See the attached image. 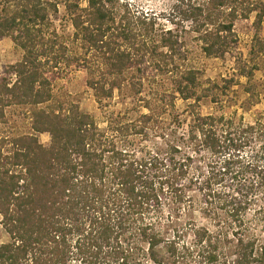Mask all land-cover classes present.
<instances>
[{
	"label": "trees",
	"instance_id": "16d2710c",
	"mask_svg": "<svg viewBox=\"0 0 264 264\" xmlns=\"http://www.w3.org/2000/svg\"><path fill=\"white\" fill-rule=\"evenodd\" d=\"M59 1L0 0V39L10 37L24 52L14 67L17 79L11 86L3 84L0 119L14 99L30 106L28 118L35 134L10 139V152L0 151V223L9 237L0 245V264H264V237L259 231L264 230V207L256 203L264 200V164H260L264 148L249 161L239 154L226 155L263 142L264 118L244 125L223 115L198 114L186 139L171 123L165 125L163 150L138 155L118 147L116 136L106 135L90 115L64 113L62 105L52 103L47 81L35 66L49 50L59 45L66 49L63 38L49 31L48 11L56 10ZM114 2L89 0L72 19V41L81 42L87 53L98 51L100 76L90 71L87 85L101 97L119 90L125 82L121 76L131 68L141 71L140 63L131 59L132 49L145 51L150 66L168 76L171 95L163 104L166 108L155 102L149 113L131 123L138 135L144 133L143 126L161 122L162 114L175 110L176 95L191 100L192 109L208 96L200 94L198 71L185 67L184 43L174 32L179 25L183 32L195 34L205 56L217 58L236 43L237 20L254 15L258 29L264 18V0H177L171 11L177 20L170 21L175 29H155V15L132 12L126 6L117 11ZM128 43V52L121 50ZM253 43L260 45L256 33ZM240 74L250 84L253 70ZM163 94L157 102L167 97ZM4 96L10 99L4 101ZM43 104L48 105L39 108ZM146 106L150 108L149 103ZM178 118L175 115V122ZM130 130L124 125L112 131L124 136ZM42 133L50 135L47 147L37 139L36 134ZM176 137L187 146L180 147ZM190 150L208 153L209 160L205 171L197 167L187 179L188 171L193 173ZM244 174L250 177L243 180L247 187L241 190ZM225 176H230L236 192L221 198L214 186ZM196 184L201 185L198 191L204 203L213 197L219 200L227 220L216 221L214 230L191 223L175 226L173 217H167L170 226L160 223L162 205L169 199L175 214L181 207L192 208L187 191ZM250 209L253 221L245 219Z\"/></svg>",
	"mask_w": 264,
	"mask_h": 264
},
{
	"label": "rangeland",
	"instance_id": "374dc122",
	"mask_svg": "<svg viewBox=\"0 0 264 264\" xmlns=\"http://www.w3.org/2000/svg\"><path fill=\"white\" fill-rule=\"evenodd\" d=\"M88 1L60 0L57 3L56 10L48 11L51 21L49 31L57 33L63 38L66 49L64 50L59 45L49 50L35 62V66L42 73V78L47 81L46 89L48 88L51 93V102L62 105L64 113L90 115L97 127L105 131L106 135L109 137L116 136L118 147L121 146L125 150H135L138 155L165 148L164 127L169 123L173 125L172 128L177 131L179 136L183 135L186 139L187 131L198 114L202 116L210 114L223 115L226 119H234L236 123L242 121L244 125H251L257 118H264V18L260 27L255 29V17L251 15L248 19H239L235 22L234 32L237 41L229 52L217 58L205 56L200 51L198 43L193 39L195 34L183 32V27L179 25L178 30L174 32L177 33V39L184 43L185 67L198 71L197 77L201 83L199 91L202 90L200 94L205 92L208 96L202 98L199 104L192 109L188 106L192 103L191 100L185 101L176 95L175 110L170 115L167 113L162 114L158 119L161 122H149L146 127L143 126V134H134L133 124L131 123L136 124L141 115L149 113L155 102L161 107L166 105V100L171 95L168 76L154 70L152 64L150 66V58L145 51L138 53L132 49L129 52L131 59L140 63V72H135V68L125 72L121 76L124 77L125 82L119 90H112L109 97H101L91 89L87 85L88 73L93 70L96 76H100L101 72L96 71V65H99V56L96 55L98 51L92 50L87 53L81 42L72 41L74 32L72 19L74 15L81 14V11L87 7ZM114 1L117 11L125 10L123 7L126 6L132 12L155 15L157 19L155 29H175L170 21H172V18L174 21L177 20L175 13L172 15L171 12L177 0ZM108 5L111 7L110 4ZM255 33L258 36L260 45L256 44L253 47ZM118 42L120 44L121 40L118 39ZM128 46H130L129 43L124 44L121 50H125ZM125 51L128 52V50ZM23 55V50L10 37L0 39V93L4 91L3 84L9 83L11 86L17 79L14 74V67L22 61ZM104 70L106 69L104 68ZM243 70H253L250 84L247 82V78L241 76L240 73ZM105 77L111 78V75L106 74ZM109 88V85L105 86V89ZM247 89H250L249 93H253L250 98ZM164 92H166L167 97L157 102L161 98L160 96L164 95ZM155 98L157 99L154 100ZM5 99L10 98L4 96V101ZM147 103H149L150 108H147ZM47 105H40L39 108L44 109ZM28 107L30 106L18 104L13 99L10 105L3 108L4 116L0 119V151L3 155L10 152L11 145L8 142L10 139L34 134L28 118ZM161 107L159 108L160 111ZM175 115L179 117L178 122L174 120ZM124 125L131 127L129 132L124 133V136H119L112 131L120 128V126L123 128ZM157 126L158 129H153ZM36 136L42 146L47 147L50 144L51 139L48 133L36 134ZM176 139L178 144V137ZM179 146L183 148L187 145L179 143ZM262 148H264V141H257L238 152L227 151L228 154L226 155L239 154L245 161H249L250 155H254L257 151L261 153ZM189 153L193 154L194 163L191 166L193 173L188 171L189 176L187 179L192 174H196L195 169L197 167H201L205 171V165L209 160L208 153L201 151L194 154L192 150ZM161 156L164 157L165 155ZM162 161H165V159L162 158ZM260 164L263 165L264 160L260 161ZM246 177H250V174L241 176V185L238 186L241 190H244V186L247 187L242 183ZM203 179L200 178V181H203ZM222 180L220 184L214 186L220 193L219 197L223 198L224 194L236 192L235 184L231 183L230 176H225ZM183 183L187 184V180H184ZM200 187L201 185L196 184L192 190L187 191V195L192 197V208L183 210L181 207L180 214H175V204L169 199L170 202L162 205L158 221L164 226H170L166 220L167 217H173L170 220L174 222L173 224H176L175 226L191 223L192 227H206L210 230L215 229L216 221L224 223L227 220V215L225 210L219 207V200L213 197L211 202L204 203L202 193L198 191ZM256 198L259 200L263 197L257 196ZM256 203L264 207V200L256 201ZM252 211V209L247 211L246 220H254ZM176 219L179 220L176 221ZM261 226L264 227V222H261ZM259 231L264 237V230ZM188 234H190V231ZM8 241L9 237L0 223V245Z\"/></svg>",
	"mask_w": 264,
	"mask_h": 264
}]
</instances>
